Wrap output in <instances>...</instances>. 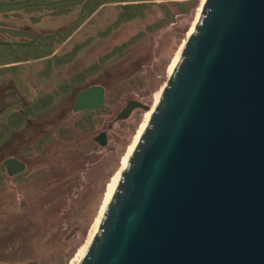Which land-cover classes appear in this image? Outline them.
Masks as SVG:
<instances>
[{
	"label": "rangeland",
	"instance_id": "obj_1",
	"mask_svg": "<svg viewBox=\"0 0 264 264\" xmlns=\"http://www.w3.org/2000/svg\"><path fill=\"white\" fill-rule=\"evenodd\" d=\"M204 2L0 0V262L78 264ZM130 99L150 108L107 128Z\"/></svg>",
	"mask_w": 264,
	"mask_h": 264
},
{
	"label": "water",
	"instance_id": "obj_2",
	"mask_svg": "<svg viewBox=\"0 0 264 264\" xmlns=\"http://www.w3.org/2000/svg\"><path fill=\"white\" fill-rule=\"evenodd\" d=\"M135 108L150 105L128 100L107 128ZM78 264H264V0H205Z\"/></svg>",
	"mask_w": 264,
	"mask_h": 264
},
{
	"label": "bare ground",
	"instance_id": "obj_3",
	"mask_svg": "<svg viewBox=\"0 0 264 264\" xmlns=\"http://www.w3.org/2000/svg\"><path fill=\"white\" fill-rule=\"evenodd\" d=\"M195 28V27H194ZM194 30V29H193ZM180 57V56H179ZM179 59V58H178ZM177 59V60H178ZM175 67V66H174ZM174 69V68H173ZM161 96V95H160ZM160 96H159V98H160ZM159 100V99H158ZM150 118V117H149ZM148 121V120H147ZM147 123V122H146ZM145 128V127H144ZM144 130V129H143ZM143 130H142V132H143ZM142 132H141V134H140V136L142 135ZM140 138V137H139ZM139 138H138V140H139ZM138 142V141H137ZM137 144V143H136ZM136 146V145H135ZM135 148V147H134ZM133 148V149H134ZM133 151V150H132ZM130 158V157H129ZM129 158H128V160H129ZM128 160L126 161V165H127V162H128ZM125 165V166H126ZM119 181V180H118ZM118 183V182H117ZM117 183H116V185H117ZM116 185H115V187L112 189V194L114 193V191H115V189H116ZM112 196V195H111ZM100 224V223H99ZM99 226V225H98ZM98 229V228H97ZM97 231V230H96ZM96 233V232H95ZM95 235V234H94Z\"/></svg>",
	"mask_w": 264,
	"mask_h": 264
},
{
	"label": "flooded vegetation",
	"instance_id": "obj_4",
	"mask_svg": "<svg viewBox=\"0 0 264 264\" xmlns=\"http://www.w3.org/2000/svg\"><path fill=\"white\" fill-rule=\"evenodd\" d=\"M73 106V105H72ZM73 110V109H72ZM101 132H103V131H101ZM95 137V136H94Z\"/></svg>",
	"mask_w": 264,
	"mask_h": 264
}]
</instances>
